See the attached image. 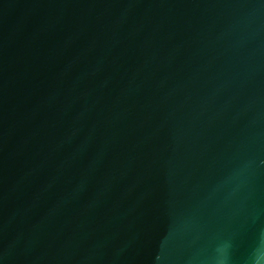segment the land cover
Returning <instances> with one entry per match:
<instances>
[{
    "label": "water",
    "instance_id": "water-1",
    "mask_svg": "<svg viewBox=\"0 0 264 264\" xmlns=\"http://www.w3.org/2000/svg\"><path fill=\"white\" fill-rule=\"evenodd\" d=\"M264 264V0H0V264Z\"/></svg>",
    "mask_w": 264,
    "mask_h": 264
},
{
    "label": "clouds",
    "instance_id": "clouds-1",
    "mask_svg": "<svg viewBox=\"0 0 264 264\" xmlns=\"http://www.w3.org/2000/svg\"><path fill=\"white\" fill-rule=\"evenodd\" d=\"M230 246L228 244H223L217 248V261L216 264H229V256L227 250ZM259 264V262H257Z\"/></svg>",
    "mask_w": 264,
    "mask_h": 264
}]
</instances>
